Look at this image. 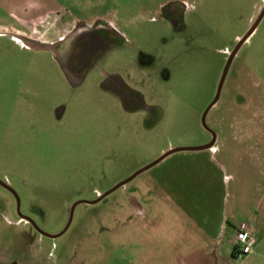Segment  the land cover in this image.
<instances>
[{
	"label": "rangeland",
	"instance_id": "374dc122",
	"mask_svg": "<svg viewBox=\"0 0 264 264\" xmlns=\"http://www.w3.org/2000/svg\"><path fill=\"white\" fill-rule=\"evenodd\" d=\"M57 1L38 50L0 8V179L48 234L66 227L75 202L171 148L209 143L201 116L224 66L218 52L264 3ZM170 5L183 13L177 26ZM206 122L213 151L176 152L77 205L57 238L20 222L0 187V264H264V16ZM242 223L256 242L237 258Z\"/></svg>",
	"mask_w": 264,
	"mask_h": 264
},
{
	"label": "water",
	"instance_id": "95a60500",
	"mask_svg": "<svg viewBox=\"0 0 264 264\" xmlns=\"http://www.w3.org/2000/svg\"><path fill=\"white\" fill-rule=\"evenodd\" d=\"M264 16V3L262 8L260 9V12L258 13L256 19L254 20V22L251 24L250 28L248 29V31L242 36V38L238 41L233 54L231 55V57L229 58L223 73L221 75L219 84H218V88H217V92L216 95L214 97V99L212 100V102L207 106V108L204 110L202 117H201V124L202 127L209 131L212 135H213V139L205 144V145H201V146H195V147H175V148H171L169 149L167 152H165L164 154H162L158 159H156L155 161H153L152 163L146 165L145 167H143L142 169L138 170L137 172H135L134 174H132L130 177H128L127 179H125L124 181H121L120 183H118L117 185H115L113 188H111L109 191H107L106 193H104L102 196L98 197L97 199H95L94 201H77L75 202L71 207H70V212H69V219L67 222L66 227L58 234H48L44 231H42L41 229H39L35 223L31 220V223H33V225L36 227V229L44 236L49 237V238H57L60 235H62L68 228L69 224L71 223L72 217H73V212L74 209L77 205L85 203V204H95L99 201H101L103 198H105L106 196H108L109 194H111L112 192H114L115 190H117L118 188L124 186L125 184H127L128 182H130L131 180H133L137 175H139L140 173L154 167L155 165L159 164L160 162H162L163 160H165L167 157H169L170 155L176 153V152H181V151H202V150H212V148L214 147L215 143H216V137H215V133L207 126L206 124V116L208 114V112L210 111V109L215 105V103L217 102L219 95H220V91L222 88V85L224 83L226 74H227V70L228 67L230 65V62L233 58V55L236 53V51L242 46V44H244L248 38L252 35V33L255 31L256 27L258 26V24L260 23L262 17ZM25 44L32 48V49H41V45L39 43H35L34 41L25 40ZM0 185L3 186L4 188H6L7 190H9L16 198L17 200V210L18 212H20V200L19 197L16 193V191L10 187L9 185H7L6 183H4L3 181L0 180Z\"/></svg>",
	"mask_w": 264,
	"mask_h": 264
},
{
	"label": "crops",
	"instance_id": "0c3cea01",
	"mask_svg": "<svg viewBox=\"0 0 264 264\" xmlns=\"http://www.w3.org/2000/svg\"><path fill=\"white\" fill-rule=\"evenodd\" d=\"M0 8L6 10L20 27L41 39L37 32L44 30L48 24L45 19L55 16L62 7L57 0H0Z\"/></svg>",
	"mask_w": 264,
	"mask_h": 264
},
{
	"label": "flooded vegetation",
	"instance_id": "af4514ba",
	"mask_svg": "<svg viewBox=\"0 0 264 264\" xmlns=\"http://www.w3.org/2000/svg\"><path fill=\"white\" fill-rule=\"evenodd\" d=\"M263 6V5H262ZM165 9H167V11L168 12H170V13H172L171 15H169L168 16V18L170 19V21H171V23L174 25V26H177L178 25V23H181L182 22V20H183V13H182V10L180 9V8H178L177 6H173V5H170V6H168V7H166ZM260 12V11H259ZM258 12V13H259ZM258 15V14H257ZM257 17V16H256ZM256 19V18H255ZM254 22V21H253ZM252 22V23H253ZM180 28L179 29H183L184 28V25H182V26H179ZM33 36V35H32ZM243 36V35H242ZM242 36H241V38H242ZM240 38V39H241ZM240 39H238L235 43H233L231 46H226V47H224V48H222V49H220L219 50V54L222 56V59L224 60V66H223V69H222V72H221V75H222V73H223V70H224V68H225V66H226V64H227V62H228V60H229V58L231 57V55L233 54V51H234V49H235V47H236V45H237V43H238V41L240 40ZM26 41H28V40H31V41H34L35 43H38V41L40 40V38H38V37H36V36H33V37H31V39H28V38H26L25 39ZM25 40H24V42H25ZM42 40V39H41ZM43 41V40H42ZM246 43V42H245ZM244 43V44H245ZM25 44V43H24ZM244 44H242V46L244 45ZM26 45V44H25ZM27 46V45H26ZM241 46V47H242ZM28 47V46H27ZM241 47L236 51V53L233 55V58H232V60H231V62H230V65H229V67H228V70H227V74H226V77H225V80H224V83H223V85H222V88H221V91H220V95H219V98H218V100H217V102L215 103V105L210 109V111L216 106V104L218 103V101H219V99H220V97H221V94H222V90H223V87H224V84H225V81H226V79H227V76H228V73H229V71H230V68H231V66H232V64H233V62H234V60H235V57H236V55L238 54V52H239V50L241 49ZM30 48V47H29ZM221 75H220V78H221ZM219 81H220V79H219ZM218 84H219V82H218ZM217 88H218V85H217V87H216V91H215V95H216V92H217ZM215 95H214V97H215ZM214 99V98H213ZM212 99V100H213ZM212 102V101H211ZM210 102V103H211ZM209 103V104H210ZM207 108V107H206ZM209 111V112H210ZM209 112H208V114H209ZM208 114H207V116H208ZM207 116H206V118H207ZM202 117V116H201ZM206 124H207V122H206ZM202 125V124H201ZM208 126V125H207ZM209 127V126H208ZM210 128V127H209ZM211 129V128H210ZM212 130V129H211ZM206 132H208L209 133V135H210V141L213 139V135L209 132V131H207V130H205ZM213 131V130H212ZM214 133H215V137H216V141H217V134H216V132L215 131H213ZM209 141V142H210ZM216 148V145H214V147L212 148V151L214 150ZM1 181H3L4 183H6L7 185H9L5 180H2V179H0ZM10 187H12L11 185H9ZM0 187H2L3 189H5L6 191H8L12 196H13V198H14V200H15V204H16V213H17V215L19 216V218H18V220L20 221V222H22V223H24V224H26V225H28L29 227H30V229L31 230H34V231H36L39 235H41V236H44V235H42L37 229H36V227L33 225V223H31V218L30 217H28V216H25L24 214H22V212H21V210H20V212H18V210H17V200H16V198H15V196L9 191V190H7L6 188H4L3 186H1L0 185ZM17 193V192H16ZM17 195H18V193H17ZM100 196H102V195H100ZM99 196V197H100ZM18 197H19V195H18ZM104 199V198H103ZM19 200H20V197H19ZM20 207H21V200H20ZM19 207V208H20ZM33 221V220H32ZM34 222V221H33ZM35 223V222H34ZM35 225H36V223H35ZM37 226V225H36ZM38 227V226H37ZM39 228V227H38ZM40 229V228H39ZM46 237V236H45Z\"/></svg>",
	"mask_w": 264,
	"mask_h": 264
},
{
	"label": "built area",
	"instance_id": "2783aa9c",
	"mask_svg": "<svg viewBox=\"0 0 264 264\" xmlns=\"http://www.w3.org/2000/svg\"><path fill=\"white\" fill-rule=\"evenodd\" d=\"M41 24H43V22ZM255 242V238L247 231V225L244 223L240 224L234 239V254L236 257L241 258L243 256L252 254Z\"/></svg>",
	"mask_w": 264,
	"mask_h": 264
}]
</instances>
